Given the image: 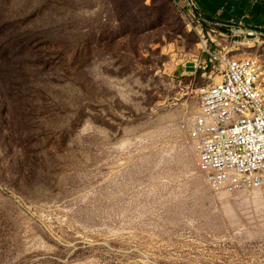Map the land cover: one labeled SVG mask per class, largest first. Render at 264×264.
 <instances>
[{"label":"rangeland","instance_id":"374dc122","mask_svg":"<svg viewBox=\"0 0 264 264\" xmlns=\"http://www.w3.org/2000/svg\"><path fill=\"white\" fill-rule=\"evenodd\" d=\"M196 22L173 0H0V264H264V192L212 191L183 128L219 75L209 39L263 64L264 39Z\"/></svg>","mask_w":264,"mask_h":264},{"label":"built area","instance_id":"2783aa9c","mask_svg":"<svg viewBox=\"0 0 264 264\" xmlns=\"http://www.w3.org/2000/svg\"><path fill=\"white\" fill-rule=\"evenodd\" d=\"M220 47L210 50L219 75L198 89V107L183 128L212 191L262 193L264 64L254 57H231L223 42Z\"/></svg>","mask_w":264,"mask_h":264},{"label":"crops","instance_id":"0c3cea01","mask_svg":"<svg viewBox=\"0 0 264 264\" xmlns=\"http://www.w3.org/2000/svg\"><path fill=\"white\" fill-rule=\"evenodd\" d=\"M179 6H186L184 0H174ZM199 11L208 19L221 21L223 19H239L240 23H231L264 30V0H194ZM220 17V18H219ZM226 23V22H225ZM216 30L229 31L222 27ZM213 43L220 50L221 41L213 37Z\"/></svg>","mask_w":264,"mask_h":264},{"label":"trees","instance_id":"16d2710c","mask_svg":"<svg viewBox=\"0 0 264 264\" xmlns=\"http://www.w3.org/2000/svg\"><path fill=\"white\" fill-rule=\"evenodd\" d=\"M174 1V0H173ZM176 3V1H174ZM178 4V3H176ZM182 7V6H181ZM187 13L190 14L189 9L184 6L182 7ZM221 20L225 21L226 23H240L239 19L235 18V19H223L221 18ZM195 26L197 27H204L202 26L200 23L196 22ZM208 30V28H207ZM218 40L223 42L224 40H226L225 37L217 35ZM29 42V39L27 38V40L23 43V45H26ZM31 43V41L29 42ZM28 43V44H29ZM209 43L211 44V47L213 48V50H217V44L213 43L210 39H209ZM227 44V42H226ZM42 41L40 39H37L36 41H34L30 47L32 48L33 51V58L36 61V63L38 64V66L43 67V68H55L57 66H61L65 63V59L64 56L65 54L62 51H57V49H50L49 51V56L47 58L44 57V50L42 48ZM0 48H6L8 49V46L6 44H4V42H0ZM58 54V55H57ZM209 58L212 59V56L209 55ZM206 85V84H204Z\"/></svg>","mask_w":264,"mask_h":264},{"label":"water","instance_id":"95a60500","mask_svg":"<svg viewBox=\"0 0 264 264\" xmlns=\"http://www.w3.org/2000/svg\"><path fill=\"white\" fill-rule=\"evenodd\" d=\"M186 7L189 9L191 14L194 16V18L204 27L207 28H215V27H222L227 28L232 31L239 32L240 35L245 36H252V37H258L264 39V30L254 27H246L242 25H236L231 23H225L221 21L211 20L205 17L197 8L194 0H184ZM191 65H194V63L188 64L189 71H194L195 68H191Z\"/></svg>","mask_w":264,"mask_h":264},{"label":"bare ground","instance_id":"6f19581e","mask_svg":"<svg viewBox=\"0 0 264 264\" xmlns=\"http://www.w3.org/2000/svg\"><path fill=\"white\" fill-rule=\"evenodd\" d=\"M222 33H234V34H239V32H237V31H232V30H230L229 29V31H227V32H224V31H221ZM203 47H206V43L205 42H203ZM237 50V49H236ZM218 80H220V78H218Z\"/></svg>","mask_w":264,"mask_h":264}]
</instances>
